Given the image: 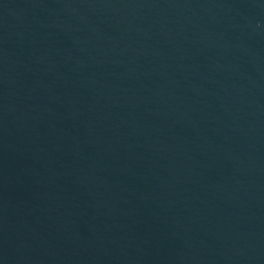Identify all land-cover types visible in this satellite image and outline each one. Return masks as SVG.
<instances>
[{
  "label": "water",
  "instance_id": "1",
  "mask_svg": "<svg viewBox=\"0 0 264 264\" xmlns=\"http://www.w3.org/2000/svg\"><path fill=\"white\" fill-rule=\"evenodd\" d=\"M0 264H264V0H0Z\"/></svg>",
  "mask_w": 264,
  "mask_h": 264
}]
</instances>
